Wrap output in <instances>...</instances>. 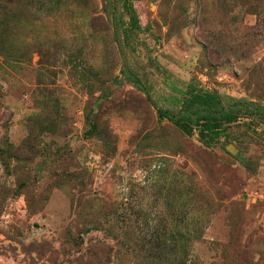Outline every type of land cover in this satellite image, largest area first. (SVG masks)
Here are the masks:
<instances>
[{
    "label": "rangeland",
    "instance_id": "rangeland-1",
    "mask_svg": "<svg viewBox=\"0 0 264 264\" xmlns=\"http://www.w3.org/2000/svg\"><path fill=\"white\" fill-rule=\"evenodd\" d=\"M189 84L264 108V0H0V264H264V118Z\"/></svg>",
    "mask_w": 264,
    "mask_h": 264
},
{
    "label": "trees",
    "instance_id": "trees-1",
    "mask_svg": "<svg viewBox=\"0 0 264 264\" xmlns=\"http://www.w3.org/2000/svg\"><path fill=\"white\" fill-rule=\"evenodd\" d=\"M157 110L161 118L169 119L188 135L199 131L209 146L220 139L226 130V124L236 122L243 114L249 113L264 118V108L257 104H250L247 101L225 104L224 98L217 92L205 90L194 84L186 86L180 109L157 108ZM169 242L175 244L173 240L165 241L160 238L149 240L146 246L151 245V248L148 250L149 255L144 254L145 259H149L152 264H186L185 259L181 260L182 258L174 257L173 254L167 256L161 253ZM146 246H142V252L147 251ZM138 252L142 253L141 250Z\"/></svg>",
    "mask_w": 264,
    "mask_h": 264
}]
</instances>
